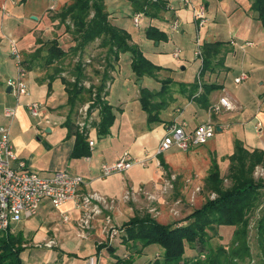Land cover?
Listing matches in <instances>:
<instances>
[{"label": "crops", "instance_id": "0c3cea01", "mask_svg": "<svg viewBox=\"0 0 264 264\" xmlns=\"http://www.w3.org/2000/svg\"><path fill=\"white\" fill-rule=\"evenodd\" d=\"M103 1L111 24L126 31L131 39L130 44L136 45L144 57L161 70L154 78L145 77L138 81L131 71L129 54L119 56L111 70L113 77L103 98L112 108L114 122L108 134L100 135L99 108L90 111L86 141L87 144L92 141L93 146L92 150H89V159L70 158L75 137L69 135V129L64 126L69 123L67 122L69 115L63 116L60 111L66 104L68 105V96L60 79L50 77L47 72L44 76L39 72L40 64L35 65L31 59L26 65L24 77L29 94L16 97L14 90L8 85V82L17 76V69L10 54L11 42L16 41L17 49L26 61L25 48L28 45L39 46L43 41H50V38L43 40V36H40L43 33L35 28V24L29 26L26 25V21L24 23L26 12L21 10L20 6L22 3L25 4L26 0H0V116L5 118L4 112L7 109H14L13 118L17 119L19 131L23 133L31 128L25 106L31 102L41 103L43 107L40 115L44 116L45 121H42L44 125L51 121L65 129L61 142L66 141V146L59 159L62 163L53 171L37 167L36 162L29 161L23 153L22 136L17 134L10 140L8 131L9 140L17 157L25 163L27 170L38 173L41 177H49L52 173L63 170L82 176L85 183L81 186V192L97 193L107 199L115 198L118 203L115 218L117 223L122 219L123 224L129 220L126 221L128 216L133 217V215L130 217L132 205L130 203L126 205L121 200L124 191L130 187L154 186L156 163L149 160L146 166H134L127 172L106 178L100 177L99 167L102 163L118 160L126 151L139 159L153 156L159 141L174 122L185 123V130L191 132L197 126L211 121L217 135L210 143L211 146L206 143L194 147L185 151V155L182 156L176 153L181 150L172 148L158 157L165 169L178 174L207 171L214 161L220 175H224L228 172L229 158L234 153L235 142H240L249 152L264 151V27L251 9L252 0H189V4H184L180 0H160L144 7L141 12L134 11L128 0ZM70 2L71 0H58L57 8L62 9ZM46 3L47 8L38 18V22L45 26V30L50 29L55 38L58 31L55 32L50 27L52 23L47 12L49 0H46ZM200 5L205 8L207 20L199 27L193 19V12ZM136 13L142 14L138 26L133 23ZM32 20L37 21V17ZM173 22L178 25L176 31L171 29ZM18 29H22L24 36L32 32L33 38L22 44L25 42L23 38L18 33L15 34ZM151 29L155 31L156 39L147 38L146 33ZM46 31L44 32L47 33ZM204 43L222 44L220 63L199 79L202 61L200 57L195 56V51L197 44L201 47ZM96 44L94 42L90 45L85 53L93 52L95 49L93 45ZM174 50L180 51L178 59L172 56ZM242 75L245 78L235 83L234 80ZM116 81L119 82V86L112 90L111 87L117 83ZM164 81L169 82L167 84L169 90L166 89V97L158 102L161 103L158 111L160 123L149 124L146 114L143 116L140 112L142 110L138 101L139 86L157 92ZM202 85L220 87L219 90L210 92L207 103L198 100V95L203 91ZM21 97L25 100L20 105ZM221 97H226L234 109L210 114V106ZM14 99L18 100V104H14ZM45 116L49 119H45ZM70 120L69 124H74L75 121L71 118ZM258 123L261 124L260 128H257ZM75 129L73 127V131ZM45 132L50 133L51 129L46 127ZM92 134L97 136V143ZM34 146L37 144L34 143ZM63 216L67 217V222L61 220ZM78 217L79 212L72 203L54 209L47 201H43L34 218L15 224L10 233H22L23 251H28L30 257L38 258V264H50L55 258L60 260V264H82L83 259L92 256L93 253L98 259V264H116L118 259H127L129 256L127 244L123 239H119L120 236L111 243H103L99 250L95 248V240H99L98 242L103 240L100 233L101 217L93 222L88 239L77 238L75 222ZM222 230L223 227L217 229L218 235L215 238H225ZM26 235L31 236L32 246L28 245ZM49 239L57 242V250L54 252L34 246ZM144 249L136 255L142 254ZM157 252L155 255L162 253L161 250ZM121 253L126 254L121 256Z\"/></svg>", "mask_w": 264, "mask_h": 264}, {"label": "trees", "instance_id": "16d2710c", "mask_svg": "<svg viewBox=\"0 0 264 264\" xmlns=\"http://www.w3.org/2000/svg\"><path fill=\"white\" fill-rule=\"evenodd\" d=\"M128 1H130L134 11L139 12L143 11V8L149 4H153L150 0ZM251 9L264 27V0H252ZM60 11L59 18L62 26L65 27V31L68 32L69 27L72 28L70 33L75 43L74 53L78 51L82 53L95 40H100V46L108 48L106 56L111 62L118 61L120 54H129L130 68L138 81L145 77L154 78L161 70L160 67L147 60L136 45L130 44L131 39L126 31L111 24L103 0H71ZM66 21H68V26L64 24ZM146 35L148 39H156L157 37L152 29L148 30ZM43 45L47 47L45 65L49 66L54 62H63L66 53L58 46L56 40L46 42ZM220 47H222L221 43H204L201 46L202 67L199 71V79L220 63ZM74 71H76V74L74 75L73 89L67 91V102L71 109L75 107L76 102H85L82 94L89 93V91L83 92L81 87V81L84 78L82 62L76 64ZM109 79L110 77L105 72L103 81ZM167 84L169 82L164 81L161 89L157 92H151L147 88L139 86L138 101L141 110L147 116L146 120L149 124L160 123L158 111L161 108V103H155L154 99L164 96ZM202 89L203 91L198 95V100L207 103L210 92L219 90L220 87L202 85ZM103 90L104 85L102 84L97 91V101L95 102L100 114L98 124L100 135L108 134L114 122L112 108L107 103H101L100 101ZM105 93L103 98L106 96ZM70 121L69 118L67 122L71 123ZM69 123L64 126L69 129V135L75 137L70 158L80 159L90 156L86 141L87 135L83 136L76 129L73 131V124ZM229 160L230 164L226 175L229 186L223 187V179L216 163L213 161L206 177V189L214 193L216 197L207 199L199 208L194 209L185 218V225L181 223L178 225H163L147 215L144 217L134 215L123 223L121 226L123 241L126 244L132 243V246H130L127 259H118L116 264H131L132 255L130 253L136 255L142 249L152 245L161 249V257L155 259L152 263L147 262L146 264H236L234 260L243 261L244 258L249 256V247L246 240L247 227L254 212L260 207L263 210L259 213L256 221V231L260 250L259 258L261 264H264V202L261 193L264 190V180L253 177L256 167L264 168V151L253 150L249 152L240 142H235L234 153ZM160 162L162 164V161ZM221 227L232 228L233 231L234 240L228 251L222 246H218L213 250L208 244V232L216 234L217 229ZM23 243L24 237L21 232L14 234L8 231L0 233V264H21L20 254L23 251ZM197 245L201 247V250L198 251V256L190 262L185 256L186 251H195ZM100 248L98 247L97 250ZM202 255L204 260H200Z\"/></svg>", "mask_w": 264, "mask_h": 264}, {"label": "rangeland", "instance_id": "374dc122", "mask_svg": "<svg viewBox=\"0 0 264 264\" xmlns=\"http://www.w3.org/2000/svg\"><path fill=\"white\" fill-rule=\"evenodd\" d=\"M20 7L21 10L26 12L25 15L26 19L24 20V23L26 21V25L29 26L35 24V28L39 31H42L41 33H43V35L40 36H43L44 38L43 40H46L45 38H50V41L56 40L58 46H60L62 50L66 53V57L62 63L61 61L54 62L52 63V65L48 66L44 64L45 56L47 53L46 52L47 47L44 46L43 44L46 42L43 41V43L39 44V46L35 45L33 47H30L28 45L27 48H25V52L27 53V55L25 56L27 62L24 61L21 56V60H22L21 63L24 70L26 69V65L28 61L32 59L31 61L35 62V65L40 64L41 69L39 70V72H41L44 76L46 75L47 72V74H49L50 77H56L60 79L63 88L65 90V93L68 96L67 91H72L73 89L72 85L75 82L74 75L76 74V71H74V68L76 67V64L78 62H82L83 64L84 78L81 81V87L83 88V92L89 91V93L87 94H82V97L85 98V102L83 103L76 102L75 107H73L72 109L66 104V106L60 110L63 116L64 115L66 116L68 114L69 117L73 121H75L73 127L74 129L76 128L77 132H79L78 131L79 127L77 125L78 122L80 123L86 122L87 125L90 124L89 111L97 108L95 106V102L97 101V94H98L97 91L99 90L102 84L104 85V90L102 93V97L100 98V101L101 103H106L105 100L103 99V94L108 88L110 80L113 77V73H111V70H113L114 67V62L109 61V59L106 56L108 48L100 46V40H95V43L97 44L93 45L95 49L93 52H90V54L85 53L87 52L88 49H85L84 52L82 53L79 51L74 53L73 47L75 46V43L73 42L72 40L73 36L70 33V30H72V28L69 27L68 32L65 31V27L62 26L60 22L59 13L61 12L60 11L61 9L59 7L56 8L55 11H50L49 8L47 9L48 16L49 18H51L50 21L52 23L50 27L52 28V30H55V32L58 31V33H55L56 36L55 38L53 37L50 29H46L47 30L46 31L45 26L38 22V18H40L41 14L47 8L46 0H26V3L25 4L22 3ZM33 16L37 17V21L32 20ZM64 24L65 26H68V21H66ZM17 31L18 32L15 31V34L18 33V35L22 37L23 40L25 41L22 44H26V41L31 40V38H33L34 36L32 32L24 36V33L21 32L22 29H18ZM44 31H46L47 33H45ZM36 35L37 34L35 33V36ZM32 56H38V58ZM105 72L106 74H108L110 79L103 81V74ZM200 83L202 84V79L200 80ZM118 86H119V82L114 83L111 89L114 90ZM165 88L166 89L168 88L169 90L168 85H166ZM166 94L167 93H165L164 96H162L160 99L155 98L154 102L158 104L160 100H163L162 98L166 97ZM24 100H25L24 97H21L19 99L20 105L21 103L23 104ZM91 101H93V103H91L90 109L86 111L87 116H84V111L81 110V108L86 103H89ZM14 104H18V100L14 99ZM39 104L41 105V103ZM93 106L95 107L92 108ZM42 107L43 105H41L40 110H42ZM140 112L143 116L145 115V113H142V111ZM27 114L29 121L31 122L30 123L31 128L23 133L19 131L16 118L5 119L4 117L0 116V125H3L8 128L10 140L14 138L17 134H20L22 136V140L24 142L23 153L28 158L29 161L36 162L37 167L47 169V171L49 170L53 171L58 164L62 163V161H59V159H61V152L62 150H64L66 146V141L61 142L62 136L65 135L64 134L65 129L61 128L59 125L53 124V122L51 121H49V124L44 125V122H42L45 121L44 116L40 115L38 118H33L29 115L28 112ZM45 119H49V118H46L45 116ZM46 127L51 129L50 133L45 132ZM93 136L96 139V143H97L98 142L97 136L95 134L94 135L92 134V137ZM216 138L217 135L214 137V139L212 138V140H209L207 143L211 146L210 143L213 142ZM32 141L33 143H31ZM34 143H36L37 146H34ZM38 146H42V148L40 147L38 148ZM206 150H208V148ZM176 153H178V155L181 156L185 155V152L183 151H178ZM161 156H163V154ZM259 169L261 170L262 168H260L259 166L255 168L253 177L255 179L264 180V169H262V171H260ZM208 173H209V169L207 171L203 170L201 173L198 172L197 174L194 172H182L178 174L176 172H173L172 170L165 169L164 166L161 164L160 166L156 167V177L153 182L154 186L153 185L152 186L150 185L149 187L139 186L138 188L130 187L126 189L124 193L128 191L133 193V195H130L129 199L127 200H124L122 198L121 200L124 201L126 205L129 203L132 205V211L130 212L131 213L130 217H132V215L133 216L139 215L141 217L147 215L148 217L156 220L158 223L163 225H174V224L178 225L179 223L185 225L186 222L184 220L190 212H192L196 208H199L207 199H214L216 197L214 193L209 192L206 189V177ZM227 174L228 172L225 173L224 175H221L223 179L222 185L224 188L229 186V180L226 179ZM172 176H175V179L173 181H171ZM170 181L172 183L171 186L168 188L166 186V183H169ZM159 190H162L164 193L160 199H156L154 201L148 199V195L150 196L155 193L158 194ZM261 193L263 195V202H264V190H262ZM132 198L136 200H132ZM107 200H114V208L112 212H110V214L113 217V220L115 219L114 223L121 228L122 219H119L118 221L119 223H117L115 218L117 213L116 212L117 209L116 205L118 204L117 200L115 198L107 199ZM261 210H263L262 207H260L254 212V215L252 216V219H250L249 225L247 227L246 240L249 247V256L244 258L243 261L234 260L236 264H261V260L259 258L260 250L257 242L258 236L256 231L257 230L256 221L259 217V213L261 212ZM128 219H130L129 216L127 217L126 221ZM35 225H37L36 219H35ZM212 234L214 233L208 232V244L211 246V248L214 250L218 248V246H222L226 251H228L234 240L232 230L223 228L222 234L225 237L224 239H222V237H220L221 239L215 238L216 235L218 234H214V235ZM122 235L123 232L119 235L120 236L119 239H124ZM26 236H27L26 240L29 241L28 245L32 246L31 236L30 235L29 236L26 235ZM98 241L99 240L97 239L95 240L94 243L95 248H97ZM130 246H132V243H127L128 253H129V249L131 248ZM55 250H57V248L52 249L51 251L54 252ZM158 250L160 252L161 249L160 248L158 249L157 246L152 245L146 247L144 249V252L142 254H139L138 256L134 255V253H130L132 255L131 264H146L147 262L152 263L155 259L161 257V255H155V253H158L157 252ZM199 250H201V247L198 245L194 253L191 252L190 250H187L186 251L187 253L185 255L186 258H188L189 261L192 262V260H194L198 256ZM27 252L28 251L22 252L20 258L21 264H38L37 262L38 258H36L35 256L30 257ZM122 254H126V253H121V256H123ZM92 256L97 258L95 256V253H93ZM102 259L103 257L100 258V260ZM200 260H204L203 255L200 257ZM58 262L60 264L59 259ZM120 264H125V263H120Z\"/></svg>", "mask_w": 264, "mask_h": 264}, {"label": "built area", "instance_id": "2783aa9c", "mask_svg": "<svg viewBox=\"0 0 264 264\" xmlns=\"http://www.w3.org/2000/svg\"><path fill=\"white\" fill-rule=\"evenodd\" d=\"M151 3H157L160 0H150ZM184 4H189V0H180ZM58 5V0H49V10L55 11ZM4 10V8H2ZM142 14L136 13L133 17V23L138 26ZM193 19L197 25L203 26L206 23V11L203 5L194 9ZM177 23L171 24L172 30H177ZM179 50H174L172 56L174 59L179 58ZM10 54L15 61L17 76L14 80L8 82V85L14 90L16 97L27 95L28 90L24 82L25 70L22 67L20 52L17 49L16 43L11 42ZM195 56L201 58V47L197 44ZM245 78L244 75L236 78L235 83H239ZM93 101L86 103L81 110L84 111V116H87L86 111L90 109ZM41 105L38 102L28 103L25 108L29 115L33 118H38L40 115ZM234 107L226 98L221 97L216 103L209 108L210 114H218L221 110L231 111ZM91 111V110H90ZM89 111V113H90ZM15 115L14 109H7L4 116L7 119L13 118ZM79 133L83 136L88 135V125L86 122H78ZM261 124H257L260 128ZM186 124L173 123L168 128L165 135L159 141L153 156L144 158H135L128 151L123 152L121 157L110 163H102L99 167L100 177L106 178L114 174L124 173L131 170L134 166H145L149 159H152L158 167L161 165L158 157L172 148H177L181 151H188L194 147L202 146L211 140L216 128L211 121L201 124L191 132L185 130ZM89 150H92L93 142H88ZM89 159V156L86 157ZM260 170V169H259ZM262 171V169L260 170ZM175 176L171 177V181ZM166 183L169 188L171 183ZM85 183L82 176L73 174L67 170L56 171L49 177H41L37 173L29 171L25 167V163L20 160L9 140L8 128L0 125V233L11 232L15 224L34 218L40 204L47 201L54 209H59L66 203H72L75 209L79 212V217L75 222V233L77 238L86 240L93 228V222L101 217L100 233L103 238L98 242L97 248L102 247L105 242L111 243L122 233L121 228L116 225L111 216L114 208V200H107L97 193H83L81 186ZM163 191L159 190L158 194L148 195V199L154 201L160 199ZM133 193L126 191L122 199L127 200ZM63 222H67V217H61ZM36 248L52 250L57 247V242L54 239H49L40 244L34 245ZM50 264H59L57 258L52 260ZM82 264H98V259L90 256L83 259Z\"/></svg>", "mask_w": 264, "mask_h": 264}, {"label": "water", "instance_id": "95a60500", "mask_svg": "<svg viewBox=\"0 0 264 264\" xmlns=\"http://www.w3.org/2000/svg\"><path fill=\"white\" fill-rule=\"evenodd\" d=\"M34 18V17H33Z\"/></svg>", "mask_w": 264, "mask_h": 264}]
</instances>
